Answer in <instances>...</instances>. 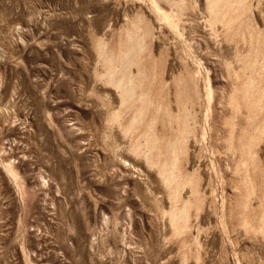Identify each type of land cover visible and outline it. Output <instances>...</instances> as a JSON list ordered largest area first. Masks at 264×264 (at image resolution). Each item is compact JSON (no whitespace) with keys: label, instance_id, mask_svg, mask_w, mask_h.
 Wrapping results in <instances>:
<instances>
[{"label":"rangeland","instance_id":"obj_1","mask_svg":"<svg viewBox=\"0 0 264 264\" xmlns=\"http://www.w3.org/2000/svg\"><path fill=\"white\" fill-rule=\"evenodd\" d=\"M0 264H264V0H0Z\"/></svg>","mask_w":264,"mask_h":264}]
</instances>
